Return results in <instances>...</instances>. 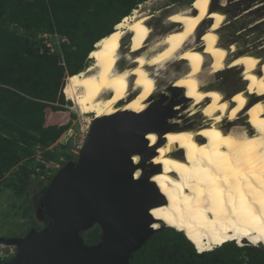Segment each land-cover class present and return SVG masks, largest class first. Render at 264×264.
<instances>
[{"label":"bare ground","instance_id":"6f19581e","mask_svg":"<svg viewBox=\"0 0 264 264\" xmlns=\"http://www.w3.org/2000/svg\"><path fill=\"white\" fill-rule=\"evenodd\" d=\"M225 2L219 0L213 8L212 0H194L190 8L168 15L164 33L153 38L151 16L139 5L95 43L90 65L68 76L64 88L80 115L94 114L88 123L119 112L147 111L163 73H168L165 82L173 80V88L185 89L172 108L177 115L166 125L167 132L144 137L157 151L147 163L155 171L150 182L164 195L149 215L152 229L173 227L192 239L199 253L227 241L264 246V47L259 56L220 42L218 32L227 23ZM209 20L205 43L198 45L196 33ZM172 64H181V70L170 72ZM229 68H242L250 85L226 98L206 82ZM185 104H196L191 115H216L194 130L181 124ZM242 112L251 128H225ZM132 161L139 164L140 157ZM140 175L138 169L134 178Z\"/></svg>","mask_w":264,"mask_h":264},{"label":"trees","instance_id":"16d2710c","mask_svg":"<svg viewBox=\"0 0 264 264\" xmlns=\"http://www.w3.org/2000/svg\"><path fill=\"white\" fill-rule=\"evenodd\" d=\"M146 1L0 0V179L19 165V170L11 175L9 187L30 185L34 168L20 162L32 157L36 146L48 148L57 143L69 129L68 125L37 126L28 114L30 105L45 103L51 110L59 111L55 104H64L60 90L65 75L84 70L95 43L111 34L117 23ZM193 1L188 0L189 4ZM43 33H56L67 39L63 58L44 46L39 37ZM64 88L65 85L63 91ZM61 157L64 156L50 153L46 159L59 161ZM15 177H19V183L13 180ZM38 187L42 190L46 184L40 181ZM82 236L89 244H95L101 233L94 227ZM196 249L192 239L166 227L134 253L131 264H264V252L257 247L226 242L207 252Z\"/></svg>","mask_w":264,"mask_h":264},{"label":"water","instance_id":"95a60500","mask_svg":"<svg viewBox=\"0 0 264 264\" xmlns=\"http://www.w3.org/2000/svg\"><path fill=\"white\" fill-rule=\"evenodd\" d=\"M161 101L141 114L119 112L92 120L77 158L59 168L42 191L43 217L38 211L36 217L50 222L22 237H0L1 245L15 250L2 264H131L134 253L166 228H151L149 210L162 196L150 182L155 171L147 163L153 156L144 140L148 133L167 132L174 103L158 107ZM135 155L139 164L132 161ZM138 169L141 175L134 178ZM94 227L100 240L86 244L82 234Z\"/></svg>","mask_w":264,"mask_h":264},{"label":"rangeland","instance_id":"374dc122","mask_svg":"<svg viewBox=\"0 0 264 264\" xmlns=\"http://www.w3.org/2000/svg\"><path fill=\"white\" fill-rule=\"evenodd\" d=\"M225 3L226 6L224 8L225 10L223 11L226 15L227 23L218 32L219 38L221 39L220 42L224 45H229L230 48L236 47L235 49L239 50L240 52H251L260 56L262 54V50L260 48L264 47V0H226ZM212 4L213 8L218 7L219 0H212ZM140 6L142 13L151 16V19L148 22V26L153 31V38L164 33L163 25L166 20L165 18H167L168 15L172 14L175 11L190 8L191 4H189L188 0L176 3H172L171 0H148L146 2L141 3ZM140 6L138 5L137 8ZM210 21L213 22L212 20L207 21V23H205L197 31L196 41L198 45H202L205 43L202 37L203 33L207 30L206 26L211 23ZM41 35H39V37ZM47 42H50V44L55 47V52L58 51V54L61 56V58H63V44L68 43L67 39L65 40V42L59 41V43L57 44L56 37L49 36ZM127 44L128 39L126 38L123 42L124 48L121 51L122 54H124L126 49L125 47H127ZM86 61L87 66H89L92 62V59H90L88 56V59ZM119 65L122 66L123 62H121ZM181 66V64H172L169 67V71L177 73L181 70ZM167 74L168 73H163L161 75L162 77L158 78L157 90L154 94L157 99L154 102L157 103L158 101L162 100L158 107H165L170 103H174L175 105L181 100L180 98L184 95V88L183 90L182 88L178 89L173 88L171 86L173 80L169 81L170 83L165 82L164 78L167 76ZM67 77L68 75H65L60 90L64 96V104H55V106L60 107L59 111H53L45 103L40 102H33L32 105H30L28 111L31 120L37 126L47 127L50 125H68L69 128L72 129V132L70 133L71 137H69V135L66 137V139L69 138V141L66 144L55 143L54 145L48 148L43 147L45 150H43L42 152V160H45L47 154L50 153L56 155L62 154L64 158H66L67 156H74L73 151H75V148L73 145H75L77 142V134L79 133L78 128L80 127V123L85 126L88 124V120L94 117L93 113L80 115L73 106V102L67 99V96L63 91V87L66 83ZM206 83L216 86L219 90L223 91L222 93L226 98L231 97L240 89L247 88L250 85L247 79L242 76V68L225 69ZM195 105L196 104H185L184 106H182L181 109V115H183L184 118V120L182 121L183 123L181 122V124H187L194 130L203 126L205 122L213 119L216 115H210L207 111L200 112L196 115H191L190 109H192V107H194ZM170 114L172 115V118L177 115V113L174 112L173 109L170 110ZM77 119L80 120V123ZM171 119L168 120L167 124H170L169 121ZM247 120L248 115L245 112H242L236 122H229L225 128L230 129L233 126H241L247 127L249 129L252 127L253 124L251 122H248ZM227 121L228 119H226V122ZM146 151L149 155H152L153 157H155V155L157 154L156 148H150L149 143L147 141ZM153 157H151V159ZM30 158L22 160L20 162V165L27 166V168L29 169L34 168L36 159L34 158V155ZM67 162L68 161L61 162L60 168ZM18 168L19 165H16L15 167L11 168L0 179V237L4 238L22 237L27 233V230L30 227L41 228V222L37 220L36 217V205L38 203V197L41 191V188L38 187L40 179L39 177H37V175H35V172H33V179L31 180L30 185H28L27 187L24 188L20 186V183L17 180V178L19 177H15V179H13L18 182L19 185L17 184L16 186L9 187L10 180H12L11 175H13L16 170H19ZM57 172H55V174ZM160 195L164 197L163 194ZM31 204H33V209L31 207ZM83 239L86 244H89L84 237ZM238 242L240 243V246L235 242L234 243L239 247H257V249L261 250L259 245L257 244L242 245L240 241ZM14 251L15 250L13 247L0 244V261H9L13 257ZM243 256L245 255L243 254L241 257Z\"/></svg>","mask_w":264,"mask_h":264},{"label":"built area","instance_id":"2783aa9c","mask_svg":"<svg viewBox=\"0 0 264 264\" xmlns=\"http://www.w3.org/2000/svg\"><path fill=\"white\" fill-rule=\"evenodd\" d=\"M49 36H55L56 40H57V44L59 43V41L65 42V38L61 37L59 35H57L56 33L54 34H47V33H43L40 38L42 39V43L46 46V48L49 50L50 53H56L58 54L59 52H55V47L52 46V44H50V42L48 43V37ZM80 123V120L77 119ZM89 124L87 125H83L82 123H80V127L79 129V133L77 134L78 138H77V142L74 146L75 151H73L74 154V159L71 160H67V158L61 157L59 161H55V160H42V152L43 150H45L43 147L41 146H36L35 150H34V158L36 159V163H35V167H34V172L35 175H37V177H39L41 182H44L46 184V186L48 185L50 179L54 176L55 172H57L60 168V164L61 162H66V161H73L77 158L78 152L81 149L84 140L86 139L88 132H89ZM72 129L69 128L63 135L62 137L58 140L57 143L60 144H66L69 141V138L66 139V137L69 135V137H71V133ZM66 139V140H64ZM65 141V142H64ZM48 161V162H46ZM42 165L43 167L39 166Z\"/></svg>","mask_w":264,"mask_h":264},{"label":"flooded vegetation","instance_id":"af4514ba","mask_svg":"<svg viewBox=\"0 0 264 264\" xmlns=\"http://www.w3.org/2000/svg\"><path fill=\"white\" fill-rule=\"evenodd\" d=\"M157 99H155V101H156ZM45 189V188H44ZM44 189H42L41 191H40V194H39V197H38V203H37V205H36V211H38V215L42 218L43 217V214L40 212V209H39V204H40V200H41V195H42V191L44 190ZM50 222V220H49V218L48 217H46V216H44V218H43V221L41 222V228L42 227H44L45 225H47L48 223ZM38 229H40V227H37Z\"/></svg>","mask_w":264,"mask_h":264},{"label":"snow or ice","instance_id":"6c2138e0","mask_svg":"<svg viewBox=\"0 0 264 264\" xmlns=\"http://www.w3.org/2000/svg\"><path fill=\"white\" fill-rule=\"evenodd\" d=\"M262 210H264V209H262Z\"/></svg>","mask_w":264,"mask_h":264}]
</instances>
